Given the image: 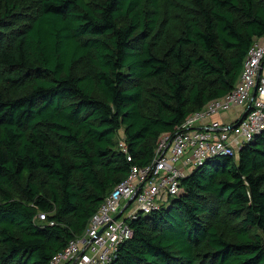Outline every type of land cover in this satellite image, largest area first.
<instances>
[{"label":"trees","instance_id":"obj_1","mask_svg":"<svg viewBox=\"0 0 264 264\" xmlns=\"http://www.w3.org/2000/svg\"><path fill=\"white\" fill-rule=\"evenodd\" d=\"M263 36L264 0H0V264H49ZM128 224L109 264H264V131Z\"/></svg>","mask_w":264,"mask_h":264},{"label":"built area","instance_id":"obj_2","mask_svg":"<svg viewBox=\"0 0 264 264\" xmlns=\"http://www.w3.org/2000/svg\"><path fill=\"white\" fill-rule=\"evenodd\" d=\"M233 108L247 113L236 127L237 123L211 120ZM262 131L264 36L251 46L234 89L191 115L172 137L162 139L150 164L132 167L126 179L104 198L84 231L53 256L49 264H109L118 245L132 236L130 220L166 205L180 190L181 179L192 170L212 157H235L245 143ZM119 147L124 151L122 140ZM38 219L44 221L45 215L40 214Z\"/></svg>","mask_w":264,"mask_h":264},{"label":"crops","instance_id":"obj_3","mask_svg":"<svg viewBox=\"0 0 264 264\" xmlns=\"http://www.w3.org/2000/svg\"><path fill=\"white\" fill-rule=\"evenodd\" d=\"M243 112L240 108H233L227 112L220 113L213 117L211 120H217L223 124H234L240 119Z\"/></svg>","mask_w":264,"mask_h":264},{"label":"water","instance_id":"obj_4","mask_svg":"<svg viewBox=\"0 0 264 264\" xmlns=\"http://www.w3.org/2000/svg\"><path fill=\"white\" fill-rule=\"evenodd\" d=\"M254 94H255V90H254V92H253V95H254ZM246 114H247V113H245V114L242 116L241 119H244L245 116H246ZM237 125H238V123L235 125V127H236ZM133 198H134V197H133ZM133 198H132V199H133ZM132 199H130V200L128 201V203H130V201H131Z\"/></svg>","mask_w":264,"mask_h":264},{"label":"rangeland","instance_id":"obj_5","mask_svg":"<svg viewBox=\"0 0 264 264\" xmlns=\"http://www.w3.org/2000/svg\"><path fill=\"white\" fill-rule=\"evenodd\" d=\"M128 210H129V208H128Z\"/></svg>","mask_w":264,"mask_h":264}]
</instances>
